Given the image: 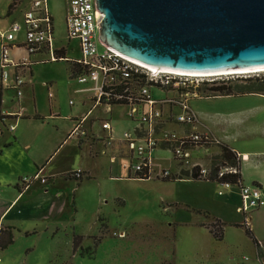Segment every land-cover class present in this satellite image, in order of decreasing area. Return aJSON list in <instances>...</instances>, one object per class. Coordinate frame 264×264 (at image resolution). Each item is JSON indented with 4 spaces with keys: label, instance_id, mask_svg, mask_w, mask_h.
<instances>
[{
    "label": "rangeland",
    "instance_id": "374dc122",
    "mask_svg": "<svg viewBox=\"0 0 264 264\" xmlns=\"http://www.w3.org/2000/svg\"><path fill=\"white\" fill-rule=\"evenodd\" d=\"M12 1L0 0V20H10L7 19L6 12ZM24 1H13L10 9V13H13L11 18L18 20L22 18L26 8ZM47 2L53 16L56 45L67 44L69 49L67 58L81 57L77 41L69 40L67 37L66 0H47ZM43 56L33 58L35 61L32 62L31 68L35 71L34 91L30 89L26 94L23 88L20 104L26 106V102L30 104L36 102L40 110L46 108L49 98L47 88L43 84L57 82L59 92L55 93L51 90L55 93L53 100L61 106V114L68 115L71 108L74 110L84 102L85 93H77L76 90L91 86L92 81L90 79L87 84H80L77 78L68 74L69 62L65 59L44 61ZM258 75L264 76V71L221 74L217 77H203V79L195 80L189 89L195 92L197 97L190 98L189 105L198 114L201 124L214 126L218 130L225 127L229 135H236L253 123L264 125V98H250L251 101L260 104H256L258 109L250 108L245 111L247 116L244 115L239 127L235 124L226 126L225 122L224 112L234 109V102H236L234 99L209 98L221 96V92L213 90L217 86L243 85L246 83L245 78ZM6 92L8 105L16 104L18 100L16 91L6 88ZM85 96L92 97V92L86 93ZM89 103L91 107L87 109V112H90L89 117H95V121L91 120L88 125L102 137L108 133L102 131V121L97 120L99 118L110 122L116 140H120L126 131L135 134L139 122L133 121L128 116L129 106L117 104L112 105L110 111L106 107L91 110L92 101L89 100ZM164 112L168 113V109L165 108ZM174 112L177 114L179 111L174 108ZM99 115L101 117H98ZM2 123L6 124L8 121L4 120V115L0 113V130H2ZM167 127L179 132L182 130L175 122L168 124ZM38 133L36 147L33 150L37 148L44 150L41 146L42 140L53 137L45 136L47 132L41 130ZM5 136L7 139L13 137L10 133ZM121 148L116 151L120 152L117 162L119 161L122 166L126 160L123 153L126 151L123 147ZM161 150L155 154L152 176L148 179L129 178L125 168H122L119 177L111 178L113 175L105 172V166L108 167L106 161L104 169L97 170L92 178L84 177L80 178L81 181L72 179L68 182L60 180L62 186L59 188L66 189L69 194L60 205L61 228L54 237L47 238L42 234L27 241H20L19 244L29 247L36 245V249L26 256V264H248L241 258L253 257L251 252L254 245L244 229L238 228V230L237 227L228 224L225 231L226 238L220 240L211 235L213 238L210 239L208 231L201 226V221L204 218H210L211 221V217H207L194 206L189 208L183 203L175 204L177 199L181 200L183 193L187 190H191L189 194L191 198L200 192L196 187L178 186L173 183L174 181L165 182L166 178H160L157 175L163 169L170 170L172 173L177 170V163L170 151ZM213 150L217 151V146L210 147L208 150L201 148L199 153L204 156V154L212 153ZM64 152L51 164L55 165L60 172L71 167V163L74 169L81 162L82 157H86L77 147H72V156L71 153ZM76 154H78V160L75 162ZM63 157H66V160H63ZM69 214H72V219L66 221L65 218ZM207 221L209 220H205ZM214 221L207 226L211 227ZM121 230H124L123 235L120 234ZM74 235L82 237L76 247L73 244Z\"/></svg>",
    "mask_w": 264,
    "mask_h": 264
},
{
    "label": "crops",
    "instance_id": "0c3cea01",
    "mask_svg": "<svg viewBox=\"0 0 264 264\" xmlns=\"http://www.w3.org/2000/svg\"><path fill=\"white\" fill-rule=\"evenodd\" d=\"M66 2L67 14L69 0H66ZM18 4L19 3H17V6ZM24 4L28 6L29 0L24 1ZM6 13L8 14L6 16L7 19L10 20H0V33L7 30L12 22L18 21V19L11 18L13 13L11 14L9 10H7ZM21 19L22 18L19 20ZM21 37L22 35H20V38ZM57 48L59 52H64L63 57L67 58L69 56L67 44H59ZM24 54V49L12 51L14 58L20 55L23 56ZM68 59L69 61L74 60V58H67L65 60L68 62ZM69 71L68 74L71 75ZM25 75L26 84L23 88L25 89L24 93L26 92L27 94L30 89L34 91V69L30 68ZM43 86L47 88L49 98L46 108L40 110L36 102H31V104L26 102V106L22 104L19 105V102H17L9 106L6 88L2 86L0 78V113L4 115V120L8 121L6 124H1L2 133L0 135V232L1 230L11 229L13 233V243L5 249H0V264H22L24 262V264H26V256L36 249V245L29 247L25 244H19L20 241H27L28 239L39 237L42 234L46 235L47 238L54 237L55 234L59 232L61 228V222L59 221L61 218L60 205L69 195L66 189L59 188V186H62L60 180L68 182L75 179L70 174L77 169L83 171L82 178H92L97 173V170L104 169L106 161L108 162L106 163L108 167L105 166V172L107 171L109 174L113 175L111 178L119 177L122 173V168H124L119 161L112 163L110 154L102 153L104 148L101 139L93 137L89 140H78L71 135L75 119L87 114V109L91 107L89 100L92 101L93 105V92L90 90L91 86L81 87L76 90L77 93H85L83 97L84 102L74 110L71 108L68 115H62L61 106L56 100H53L55 97L54 94L59 92L57 82L47 83L46 85L43 84ZM88 92H92V97L88 98L85 96ZM50 94L52 96H50ZM252 97L264 98V95H221L209 98L234 99L236 101L234 102V109L229 112H224L226 117L225 122L226 126L235 124L239 127L241 125L240 121H242L244 115H246L245 111L250 110V108L258 109L256 104L260 103L251 101L250 98ZM16 110H19L20 113ZM196 115L199 120L197 113ZM98 117H101V115ZM94 118L95 117H89V120L95 121ZM86 124L88 125V123ZM199 124L198 129L200 131L209 132L220 142L229 145L238 153L240 157L242 183L245 185H257L264 194V125L253 123L248 125L245 129L240 130L238 134L229 135L227 131H225V127L222 130H218L215 129L214 126L204 123L201 124L200 120ZM10 126H13L14 129H10ZM39 130L47 132V134L44 135L53 138L42 140L41 146L44 150L40 148L33 150L34 147H36ZM8 133H10V135L12 134L13 137L7 139L5 134ZM72 147H77L86 157H82L81 162H79L74 169H72L71 163V167H68V169L61 172L57 171V167L51 164L58 155L63 153V151H65V154L66 151L71 153L72 156ZM217 148V151L213 150L212 153L204 154V156L199 153L200 150H194V152H192V162H196L202 167L210 168V158L220 153V148L218 146ZM43 151L45 152L41 153ZM62 159L66 160V157ZM74 160L75 162L78 160V154L75 155ZM178 167L177 165V170ZM177 170L173 173L177 174ZM37 172L41 173V177L33 179L28 186L25 187L19 183L21 178L33 177ZM81 179L79 180L81 181ZM170 181H174L173 183L178 186L188 185L191 186V188L196 187L199 190L200 194L193 198L189 195L191 190L185 191L181 200L177 199L178 201L175 204L183 203L189 208L194 206L197 210L207 215V217H211V221L210 218H204L202 219L203 221H201V226L205 227V230L208 231L210 239L214 236H211L213 234L207 225L213 220H217L223 225V237L220 240L226 238V225L229 224L230 226L237 227V229H244V231L245 228L238 225H245L251 230L264 252V207L247 214L245 222V216L239 209L241 197L238 187L224 190L225 192L219 195L218 191L223 190V188L220 187L218 182L203 179L194 180L191 178L170 179L165 182ZM71 219L72 214H69L65 218L66 221H71ZM205 220L209 221L205 222ZM120 234L123 235L124 230H121ZM75 236L77 235H74V237ZM251 241L254 245L252 248L253 252H251L253 257L251 256L248 258V256H244L241 259L244 261L246 260L245 262H248V264H264V254L260 257L258 255L257 246L252 239Z\"/></svg>",
    "mask_w": 264,
    "mask_h": 264
},
{
    "label": "built area",
    "instance_id": "2783aa9c",
    "mask_svg": "<svg viewBox=\"0 0 264 264\" xmlns=\"http://www.w3.org/2000/svg\"><path fill=\"white\" fill-rule=\"evenodd\" d=\"M103 17V13L101 16L97 14L95 0H69L66 33L69 40L75 39L78 42L81 54V57L72 60L77 64L78 70L74 77L80 84H87L91 79V110L106 107L110 111L112 105H127L128 116L139 122V125L135 134L126 131L120 140H116L110 122L99 118L97 120L102 121V131L108 133L102 137L86 124L90 122V112H87L75 119L72 137L78 140L93 137L101 139L104 148L102 153L110 154L112 163H116L120 155L116 150L123 147L126 151L123 153L124 160L126 159L123 167L127 170V177L150 178L157 150L166 149L179 167L177 174L161 170L157 174L160 178L177 177L182 169L192 172L196 166L200 168L199 177L206 178L210 169L192 162V152L201 148L208 150L220 141L209 132L198 129V117L189 105L190 98L197 97V94L189 87L195 80L221 74L188 75L154 71L141 66L133 58L100 40L99 23ZM0 39L2 86L16 91L19 105L26 84L25 73L30 70L34 57L44 55V61L67 59L59 54L55 43L53 17L47 0H29L22 19L12 22L7 30L0 33ZM16 49H24L25 54L14 58L12 51ZM70 103L73 104L72 101ZM165 108L168 113L164 112ZM174 108L178 109L177 114ZM16 111L20 113L19 110ZM173 122L182 128L181 132L168 129L167 125ZM10 129L14 127L10 126ZM237 172L236 167L222 166L218 171V178ZM40 175L37 172L33 177L21 178L19 183L26 187L33 179L40 178ZM70 175L78 180L83 177V171L77 169ZM218 183L223 188L218 191L219 195L224 190L238 187L241 197L239 209L245 216V222L247 214L264 207V194L259 186L243 183L237 185L228 180ZM221 229L222 224L217 220L209 227L216 238Z\"/></svg>",
    "mask_w": 264,
    "mask_h": 264
},
{
    "label": "water",
    "instance_id": "95a60500",
    "mask_svg": "<svg viewBox=\"0 0 264 264\" xmlns=\"http://www.w3.org/2000/svg\"><path fill=\"white\" fill-rule=\"evenodd\" d=\"M100 40L185 72L264 69V0H95Z\"/></svg>",
    "mask_w": 264,
    "mask_h": 264
},
{
    "label": "trees",
    "instance_id": "16d2710c",
    "mask_svg": "<svg viewBox=\"0 0 264 264\" xmlns=\"http://www.w3.org/2000/svg\"><path fill=\"white\" fill-rule=\"evenodd\" d=\"M14 1V0H13ZM9 5L8 10L10 12V9L13 5V2ZM19 3V2H18ZM61 56H64V52H59ZM69 70L71 72V75L74 76L78 70H77V64H75L73 61H69ZM246 83L243 85H226V86H217L216 88H213L215 91L221 92L220 95H247V94H264V76H255V77H248L245 78ZM2 131L0 130V135ZM220 148V153L217 155H213L210 158V172L209 175L206 178L199 177V166H196L192 172L182 170L181 174L176 177V175L172 178H166L164 180H170V179H182V178H191L194 180H209L212 182H222L224 180H228L233 184H241V174H240V157L238 153L232 149L229 145L224 144L222 142H219L216 144ZM165 147V146H164ZM222 166H233L236 167L238 172L235 174H228L227 176H223L221 178H218V171ZM144 179H148L147 177H144ZM79 180V179H78ZM219 222V221H218ZM243 228H245L246 234L253 240L255 245L258 249V255L261 257L263 256L264 252L254 237L251 230L246 227L245 225H238ZM223 237V225L220 232V235L217 237L218 239H221ZM81 236H75L74 237V246L76 247L77 244L81 240ZM11 243H13V233L11 229L9 230H1L0 232V249L7 248Z\"/></svg>",
    "mask_w": 264,
    "mask_h": 264
},
{
    "label": "bare ground",
    "instance_id": "6f19581e",
    "mask_svg": "<svg viewBox=\"0 0 264 264\" xmlns=\"http://www.w3.org/2000/svg\"><path fill=\"white\" fill-rule=\"evenodd\" d=\"M135 60V59H134ZM138 64L141 66H144L146 68L152 69L154 71H160V72H170V73H180V74H191V75H217V74H222V75H231V74H241V73H251V72H258V71H264L262 70H254V71H246V72H224V71H212V72H185V71H176L173 69H168V68H157L148 64L143 63L142 61L135 60Z\"/></svg>",
    "mask_w": 264,
    "mask_h": 264
}]
</instances>
